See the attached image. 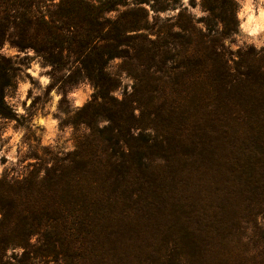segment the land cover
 <instances>
[{"label": "rangeland", "instance_id": "1", "mask_svg": "<svg viewBox=\"0 0 264 264\" xmlns=\"http://www.w3.org/2000/svg\"><path fill=\"white\" fill-rule=\"evenodd\" d=\"M237 1L238 32L231 34L222 25L217 29L207 25L210 15L202 0L138 4L147 10L144 34L150 40L140 44L139 58L116 57L109 62L117 85L111 94L122 101L137 92L146 103L152 95L159 96L166 113L185 123L178 131L188 134L178 136L174 128L170 133L169 124L161 123L158 140L168 139L155 143L151 139V148L139 135L141 129L131 127L127 105L103 98L89 78L70 84L69 68L55 72L32 48L20 49L5 41L0 52L20 66L16 86L6 92L15 116L0 117V197L12 193L13 200L6 206L18 222L11 235H32L35 243L40 236L53 235L56 218L61 235L81 239L88 250L34 254L39 248L33 247L28 251L30 258L22 246L5 251L6 217L0 209V264H264V24L255 19L264 14V0ZM110 15L115 17L117 12ZM219 60H226L234 75L252 71V89L247 90L258 97L259 109L245 102L226 110L214 94L198 101L197 64L216 65ZM110 109L123 117H116L119 128H110ZM203 109L228 111L222 118L225 126L213 127V132L225 134L222 144L228 149L219 150V155L205 148L204 157L238 158L243 169L241 186L233 185L229 174L192 165L174 178L165 176L169 162L158 155H165L168 145L187 150L190 139L207 144L204 131L198 128L203 123L198 112ZM93 115L97 120L88 127L84 120L90 121ZM147 117L150 121L155 116ZM143 131L149 137V129ZM175 157L180 159L177 153ZM66 187L73 189L72 195ZM150 189L161 194L167 218L151 216L145 232L141 231L146 235L141 246L125 254L94 249V235L101 232L93 226L98 220L92 212L96 210L92 193L101 196L95 202L101 205L99 214L106 216L100 221L106 224V232L118 221L136 226L139 222L128 217ZM123 213H128L124 221L119 220Z\"/></svg>", "mask_w": 264, "mask_h": 264}, {"label": "trees", "instance_id": "2", "mask_svg": "<svg viewBox=\"0 0 264 264\" xmlns=\"http://www.w3.org/2000/svg\"><path fill=\"white\" fill-rule=\"evenodd\" d=\"M143 1L145 0H0V50L5 41L10 40L20 49L32 48L38 56L52 66L55 72L69 68L72 73L68 81L70 84L76 83L78 79L89 78L99 88L103 98H110L118 104H125L129 107L131 127L141 129L139 135L143 137L145 146L149 148H151L150 142L153 140L154 143L167 141L168 137H163L164 134H162L163 141L158 140L162 129L161 123L164 122L169 124L170 133H173L171 128H174L178 136L188 137L187 133L178 131L180 124L184 126L185 123L166 113L167 109L163 103H159V96L152 95L150 102L146 103L142 101L141 97H138L137 92L122 101L111 94L117 85L116 78L108 70L109 62L116 57L139 58L140 44L148 38L144 34V29L148 26L147 10L144 6L138 5ZM132 2L136 5L131 7ZM202 2L210 15L206 19L207 25H213L216 29L222 25L227 34L238 32L239 3L237 0H202ZM122 7H126V9L121 10ZM111 12H117V15L113 17L110 15ZM132 51H136L134 56L131 54ZM201 54L202 52L198 51V55L201 56ZM197 65L200 67L195 72L194 84L196 98L198 96L199 102L208 97L210 99V96L214 94L217 95L216 100H220L227 108L226 110L232 106L235 109L237 106L242 107V103L245 102L251 106L254 105L255 109H259L258 97L250 96L247 90L249 86L252 89V82L249 79L252 71H241L234 75L226 60L221 62L219 60L216 65L205 62L202 65L201 63ZM19 70L20 66L16 61L0 52V117L2 118L10 119L15 116L13 108L6 100V92L16 86ZM252 91L254 94L257 90ZM201 105L204 103L202 102ZM149 106L154 109L149 110ZM136 109L139 110V114H136ZM204 110L198 112L199 120H203L204 123L200 122L198 128L204 131L207 144L205 145V141H202L198 145L197 141L190 139L191 144L187 150L175 149L176 151L168 145L167 153L158 155L165 156L169 162L170 172H165V176L171 174L174 178L183 172L184 168L192 165L204 169H214L224 175L229 174L227 177H231L233 185L241 186L243 169L242 162L238 158L204 157L205 148L213 154H219V150L224 148L228 149L226 144H222L224 143L222 137H225V134L215 130L213 132L216 123L224 125L222 118H225V113L228 111L216 109L214 113H211ZM116 112L117 110L113 111L112 109L108 111L107 118L113 122L111 129L120 127L119 123H116L119 121L116 117L123 118ZM151 113L155 117L147 121V116ZM212 114L214 116H211ZM258 114L260 112L256 113L257 116ZM96 120V116L93 115L90 121L84 120V122L88 127H92L91 125ZM131 127L129 126V129H132ZM146 129L150 131L147 138L146 132L143 131ZM153 131L154 136H151ZM129 134L131 135L130 132ZM185 141L187 139H182V142ZM176 153L180 159H175ZM179 154L184 155L180 156ZM153 184L158 187L157 183ZM159 188L164 189L161 185ZM72 190L71 187H66L67 194L72 195ZM82 194L85 195L86 190ZM160 196L157 189H150L145 197L140 198L142 202L136 210L132 211L133 215L128 217L139 222L136 226L130 227L118 221V223L111 224L105 232L106 224L104 225L100 221L105 220L106 216L99 214L98 210H102V208L97 203L102 199L100 194L93 192L92 205L96 210L92 212L98 220L93 222V226L101 232L99 235H94L93 248L125 254L140 247L141 242L146 240V235H142V232H145L151 216L165 214L167 218ZM10 200H13L11 192H6L0 197V209L4 211L6 217L3 240L5 251L8 247L22 246L24 253L30 258L28 251L33 247L39 248L38 251H34V254H43V251L64 253L71 250L78 253L88 250V246H85L81 239L67 240L61 235L58 225H56V218L52 225L53 235H45L46 238L40 236L35 243L31 242L32 235H11L17 229L18 222L17 216H12L9 207L6 206L7 201ZM125 214L123 213V217L119 220L124 221L127 216ZM38 243H42L40 247L37 246ZM23 264L37 263L31 261L23 262Z\"/></svg>", "mask_w": 264, "mask_h": 264}, {"label": "bare ground", "instance_id": "3", "mask_svg": "<svg viewBox=\"0 0 264 264\" xmlns=\"http://www.w3.org/2000/svg\"><path fill=\"white\" fill-rule=\"evenodd\" d=\"M256 23L258 24H264V14H259L258 16H256Z\"/></svg>", "mask_w": 264, "mask_h": 264}]
</instances>
